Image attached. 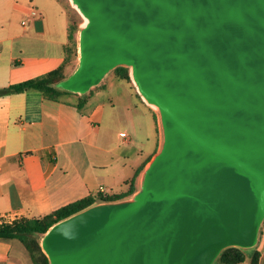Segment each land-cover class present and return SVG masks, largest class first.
Instances as JSON below:
<instances>
[{
    "label": "water",
    "instance_id": "95a60500",
    "mask_svg": "<svg viewBox=\"0 0 264 264\" xmlns=\"http://www.w3.org/2000/svg\"><path fill=\"white\" fill-rule=\"evenodd\" d=\"M77 63L54 87L89 94L118 67L157 114L135 192L37 236L49 264H217L264 224V0H68Z\"/></svg>",
    "mask_w": 264,
    "mask_h": 264
},
{
    "label": "crops",
    "instance_id": "0c3cea01",
    "mask_svg": "<svg viewBox=\"0 0 264 264\" xmlns=\"http://www.w3.org/2000/svg\"><path fill=\"white\" fill-rule=\"evenodd\" d=\"M67 6L65 0H0V89L64 63ZM80 97L0 94V222L45 216L100 196V187L125 197L157 151V114L133 83L111 73L84 103ZM259 249L264 264V237ZM0 264L33 262L19 240L1 239Z\"/></svg>",
    "mask_w": 264,
    "mask_h": 264
},
{
    "label": "trees",
    "instance_id": "16d2710c",
    "mask_svg": "<svg viewBox=\"0 0 264 264\" xmlns=\"http://www.w3.org/2000/svg\"><path fill=\"white\" fill-rule=\"evenodd\" d=\"M68 1V0H67ZM68 39L69 45L66 47V58L64 63L57 69L52 70L44 75L28 79L16 84L9 85L8 87L1 88L0 94H17L27 92L29 90L40 91L47 99H57L60 94H67L68 92L54 87L52 84L59 82L65 78L74 68L73 58L77 57L76 37L78 31V22L74 17L77 15L76 11L70 6L68 2ZM73 11H72V10ZM121 79L131 82L129 71L125 67H118L113 72ZM132 83V82H131ZM80 97L84 103L87 97L92 93ZM143 166L141 167V169ZM140 171V170H139ZM139 171L131 181L130 189L126 195H131L136 190V178ZM124 195V196H126ZM123 198V195H107V196H89L65 206L38 218H20L12 221L11 223L0 222V240L1 239H16L19 240L27 250L33 264H49L47 256L44 254L37 236L44 233L48 228L59 220H62L78 211H81L88 206L94 204L98 200H116ZM263 236V228L261 229V238ZM261 250L259 245L252 251H245L241 248L230 247L225 249L217 259V264H260Z\"/></svg>",
    "mask_w": 264,
    "mask_h": 264
},
{
    "label": "rangeland",
    "instance_id": "374dc122",
    "mask_svg": "<svg viewBox=\"0 0 264 264\" xmlns=\"http://www.w3.org/2000/svg\"><path fill=\"white\" fill-rule=\"evenodd\" d=\"M68 2L69 1H66L65 0V4H68ZM69 4H70V2H69ZM71 6V5H70ZM68 10V9H67ZM72 10V9H71ZM73 10H75L74 8H73ZM72 10V11H73ZM76 11V10H75ZM76 13H77V15H75V17H74V19H75V21L76 22H78V26H79V24L83 21V18L80 16V14L76 11ZM76 63H77V57L75 58H73V65H74V67H75V65H76ZM71 70H73V69H71ZM70 70V71H71ZM262 228H263V236L262 237H264V224H263V226H262Z\"/></svg>",
    "mask_w": 264,
    "mask_h": 264
},
{
    "label": "built area",
    "instance_id": "2783aa9c",
    "mask_svg": "<svg viewBox=\"0 0 264 264\" xmlns=\"http://www.w3.org/2000/svg\"><path fill=\"white\" fill-rule=\"evenodd\" d=\"M99 193L104 197L108 195L107 190L104 187H100Z\"/></svg>",
    "mask_w": 264,
    "mask_h": 264
}]
</instances>
